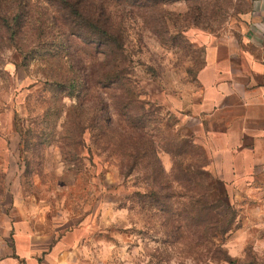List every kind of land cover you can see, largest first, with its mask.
<instances>
[{
	"label": "rangeland",
	"instance_id": "rangeland-1",
	"mask_svg": "<svg viewBox=\"0 0 264 264\" xmlns=\"http://www.w3.org/2000/svg\"><path fill=\"white\" fill-rule=\"evenodd\" d=\"M103 1L120 80H102V49L71 38L56 55L44 4L0 0L22 7L17 31L0 27V264L34 207L53 228L83 227L98 264H264V164L224 179L192 113L212 49L240 42L249 0Z\"/></svg>",
	"mask_w": 264,
	"mask_h": 264
},
{
	"label": "crops",
	"instance_id": "crops-1",
	"mask_svg": "<svg viewBox=\"0 0 264 264\" xmlns=\"http://www.w3.org/2000/svg\"><path fill=\"white\" fill-rule=\"evenodd\" d=\"M245 15L240 42L212 49L200 74L202 101L192 105L196 141L233 181L245 178L241 164H264V0H249ZM30 210L16 222L12 258L1 264H98L83 227L53 228Z\"/></svg>",
	"mask_w": 264,
	"mask_h": 264
},
{
	"label": "trees",
	"instance_id": "trees-1",
	"mask_svg": "<svg viewBox=\"0 0 264 264\" xmlns=\"http://www.w3.org/2000/svg\"><path fill=\"white\" fill-rule=\"evenodd\" d=\"M42 6H38L37 14L43 18L45 15L52 19L53 25L56 29L55 32L61 34L54 36V43L56 49V55L61 50L66 49L70 45L71 38L79 41L85 46L94 48L95 50L102 49L106 54V59L112 61V64L108 70L107 75L102 77V80L115 79L120 80L121 68V44L119 43L118 29L112 22L109 14L106 12L105 3L103 0H38ZM144 1L145 0H139ZM45 7V8H44ZM17 11L9 12L0 9V27L3 22H6L7 27L12 32L17 31L21 22V10L19 6ZM10 13H15L9 15ZM49 13V14H48ZM9 18H12L13 24L9 22ZM42 22V21H41ZM40 23V21H39ZM43 31H40L42 34ZM119 60V61H118ZM106 65V64H105ZM107 71V69L105 70ZM68 78H64L63 81ZM60 81L59 78L56 79ZM70 81H75L74 77ZM58 86H61L59 83ZM62 87V86H61ZM69 87H74V83L69 84ZM202 174L203 171H200ZM207 206L204 204H198V218L201 220L204 218V213ZM230 212V210L228 209ZM233 219V216H232ZM233 221V220H232ZM231 222V221H230ZM213 225H217L216 218L214 217L211 222ZM232 223V222H231ZM230 223V225H231ZM214 229H218V226ZM229 227L221 229L220 232L227 231ZM228 264H239L236 260L228 258L226 260Z\"/></svg>",
	"mask_w": 264,
	"mask_h": 264
}]
</instances>
